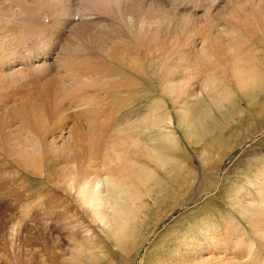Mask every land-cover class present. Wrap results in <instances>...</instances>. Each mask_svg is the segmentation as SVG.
Instances as JSON below:
<instances>
[{"label":"bare ground","instance_id":"1","mask_svg":"<svg viewBox=\"0 0 264 264\" xmlns=\"http://www.w3.org/2000/svg\"><path fill=\"white\" fill-rule=\"evenodd\" d=\"M38 1L36 2L40 3L41 0H38ZM73 1L74 0H51L47 2L48 6H51L50 4L51 2H54V3L56 2L60 4V8H61V5L66 7L64 10H63L64 7H62L63 11H61L60 9L61 13H57L59 10L56 11L57 14H62V15L63 13L66 12L64 14V18H62V15H58V16H61V18L59 17L61 20L62 19L64 20V21L63 20L61 21V22H64V24L60 28H57V29L55 28L51 30V28L49 29V27L52 23H49V22H53L54 20V19L53 20L51 19L52 15L49 14L50 18H46L45 16L40 17L38 9H36L38 8L37 5H36V8L34 7L35 4H32L33 6L30 3H29L30 5H26V0H17V1L16 0L14 1L13 0H0V91H4L2 89L1 83H6V84L9 83L8 85L11 88L10 83H13L18 79L20 80L22 87L28 86L29 84L28 81L30 80L28 79V77L30 76V78H32V76L30 75V72L28 71L30 70V68L32 70L42 71V72L51 71L49 73H52L53 71H55L57 74L62 75V79H61L62 83L60 81L58 82L66 87L75 85L76 83H80L78 84L79 88H77L78 86L72 87V88L76 87L77 89H80V87L82 86L81 83L83 82L85 86L88 84L87 85L88 87L87 86L84 87L83 85V88L90 87L92 90L93 88L89 85L96 84V83L99 85V81H100L101 82L100 85L102 86V88L94 86V89L97 88L95 89L96 94L94 95L93 93L95 92L94 90L92 92L93 94H91L90 92L91 95H89L88 92L86 91L89 97L88 98L86 97L87 98L86 100L83 99L85 102L84 104L87 105L86 106L83 104L85 106L84 108L85 109L86 107L88 108L86 109L87 116H85L86 115L85 114L83 115V117L88 118L90 116L88 115L90 111L94 110L95 111V112L93 111L94 115L99 113L97 112L98 109L104 112L103 110L105 109L106 102L109 101L108 95L109 96L111 95L110 92H108L107 94V89L109 90V87L112 92L115 90V88L117 87L120 88L119 90L122 93L121 95L123 98L120 100L122 101L121 105L125 103L130 104L132 101H134L132 100L133 98H131L133 94L130 92L128 82L126 81V78L128 79L129 77L127 73L136 74L140 76L142 75L141 71L142 72L144 71L142 69L145 66L147 68L150 67L151 70L149 71L154 70V74L158 72L159 75L161 76L160 82L162 83V80H163V83L165 84L162 87L161 93L165 95L166 99L170 98V101L173 105L172 108H175L174 113L175 115L177 114L179 117V122L178 124L175 123L172 112L169 111L167 103L163 101L162 99V97L164 96H162L161 98H158L160 99L159 101L155 99L154 100L155 102H152L153 104H151L152 106L149 107L147 116L146 114L144 115L146 117L143 116L144 118L143 121H140V123L135 124V126L133 125V130L135 131L134 136L131 135L130 129L126 127V125L124 127L123 125L122 127L120 126L121 128L118 127L117 130L114 129L116 128L117 124L116 126H114V128L112 125L111 128L114 129V132L112 131H111L112 133L108 132V135L110 134L113 135V142L111 143L112 144L111 147L108 148L109 147L108 146L106 147L108 149H106L104 148L105 145H103L104 139L102 140V137L105 139L107 138V135L105 134L106 132L104 131L105 128L102 127V129H100L99 131L98 129L94 130L93 125L97 122L94 121L93 115L91 116V118L93 117V120L91 121H94V124L93 122L88 121L90 117L87 119L89 124L86 123L87 121H85V123L82 122L81 120L79 121V118L81 117L82 113L80 114V117L78 116L79 114L78 113L76 116L79 118L77 119V117L76 118L74 117L75 120L73 121V114L75 115L74 112L77 113V111L75 110L74 112L71 111L73 113H69L70 108L68 109V106H67L68 101L66 100L67 101L66 102L65 97L63 96L65 92L61 94L60 89H59L60 86L57 85V83L55 82L57 79L59 80V78H57L55 81L53 79L50 80L49 78H47L49 79V82L47 81V83H49L48 85L50 89L53 88L54 92H53V95L49 94V96H51V98H49L47 91H46L47 96L45 97H48L50 99L48 104H54V107L56 108L54 112V116L56 120L53 121V123L51 121V124L48 125V121L46 119L45 111H44L45 106H42V105L40 106V104L38 103L37 108H36L35 107L36 104L32 105L33 103H31V106L29 105L31 107L30 109L32 108L34 109V110H31L33 111L32 115L37 114L36 120L38 123H36L37 127H35L36 133L32 132L33 134H31L30 130L28 129L29 127L20 128V126L15 127V125H12L9 128L10 133H8L7 136L9 134L11 136L14 135L13 137H9V142L11 143L12 146L11 147H9L10 145L1 146L2 148L0 149H2L1 153L5 156L6 159L8 157H12L13 159L16 160L15 164H17L16 167H18V169L17 170L12 169V167L14 166L13 165L10 166L9 164L8 165L9 167H7V169L6 167H3L2 170L4 172H9L15 175L24 172V173L38 174L39 176H42V177L44 176L42 179L36 180L37 183L40 182L39 184L41 185V187L38 190L33 185V192H35L33 196L37 194L39 196L38 199H40L42 195L45 196L44 195L45 192L43 190L44 187H43L42 182H44L48 187H53L54 190L56 189L61 190V192L63 193L62 196H64V198H62V196H58V195L56 196L60 197L59 200L62 203H59L58 205L55 203L57 205L55 207H54L55 204L52 203L53 205L52 207H54L55 211L51 214V217L53 216L57 220L56 221L57 223L64 222V225L66 224L67 225L66 227L68 228H70V225L72 226V225H75L76 223L83 224L84 220L82 221V218L78 217L81 213L82 215L85 216L86 219L89 220V222H91V224H93L91 226L97 225L99 227L101 231L100 236L106 237V239H108L107 237L110 236L111 238L119 242H123L125 241L126 236L130 231L129 230L130 228L128 229L129 227L128 225H129V221L131 220L130 216H133L132 212L140 211L141 206H142V201H141L142 197L134 195L133 188L130 185L131 182L127 180L133 177H138L140 179L142 178L143 175L146 176L145 168H144L145 171L140 169L141 167L138 168L139 166L143 164L142 163L141 165H138L137 162L140 158L139 156L143 157L144 159H151L152 161H154V163L156 162L155 164L157 165L165 164L163 154H161L160 152L162 151L161 146L167 143L172 144L175 141V139L177 141V138H176L177 129H181L182 131L185 132L186 135L190 137L194 136L195 138H198V139L201 138L204 133L205 127H206L205 120L207 119L205 118L207 117L206 115L207 113L203 114V112H205L203 111L204 107L200 108L201 110L203 109L202 110L203 112L202 111H201L202 113L199 112L198 109L196 108L197 107L196 105L198 103L204 102L208 106L209 102L212 101L210 107L212 105L217 104L214 106V108L217 107L219 109L220 108L223 109L226 106V102L227 103L230 102V98H232V93H230L229 91L230 89L227 87H224L221 83H219V82H223L224 73L226 75L227 72H231L232 81H233L232 83H234L238 91L241 92V94L244 96H249V95L253 96L257 92L256 90L259 91L263 87L264 74L262 70H260L259 62L254 58V55L253 57L250 56L251 54H255L253 51V47H251L252 48V51H251L250 46L247 45V43L244 44V43H240V40L237 41L238 34L239 33H241V35L244 34V31L246 32V29L249 26V23L247 22L242 23L243 24L242 26H244V28H241V30L244 29V31L240 30L239 24L238 26L235 24L233 25L231 21L230 22L226 21L225 25L223 23L224 26L222 24H220L221 26H218V27L208 26L209 29L204 28V27H207L205 26L206 24L204 25V27L199 26L203 24L204 20L205 22H207V24H209L208 23L209 21L208 20L206 21L207 19L206 15L208 14L207 11L209 10V8L213 9L214 8L213 5L216 4V2H219V0H211V3H210L211 5L209 4L210 0H191V1L181 0L179 2H176L177 0H113L115 2L114 4L112 3L111 0L109 1L106 0L104 2L112 3L110 5L105 6V7L108 6L107 8L108 10L106 11L110 10L111 11L110 13L114 12L113 14L104 12L105 7L103 5L101 6H103L104 8H101V6L99 7V5L98 6L96 5L97 9H94V11L99 10L100 13L104 17H106L107 20L104 19V21H102V19L101 21H98V17L95 16L97 14L95 13L94 15V13H90L92 8H96L94 7L95 5H93V3L95 1L99 3L98 0H76V2H73ZM228 1H229L228 3H230L229 6L232 4L231 10L229 9V15H228L229 17L235 18V16L237 15L236 18H238L242 12L241 13L238 12L239 14L238 13L236 14L237 10H240V9L245 10L247 5L253 4L251 9L254 10V8H260L261 11L260 10L258 11L261 13L264 19V0H242L243 3L245 1L244 4H242L240 0H228ZM160 2L163 3V5L160 4ZM164 3H166L169 7L168 6L166 7L165 6L166 4L164 5ZM87 4H90L91 6L92 5L93 6L92 7L90 6L91 7L90 8L88 7ZM53 6L55 7V5ZM86 6L88 8H86ZM72 7L76 9V13L73 15H71L72 13L70 12V8ZM42 8H39V10L40 9L42 10ZM48 8L49 7H47V9ZM89 8H90V11H87V9L89 10ZM52 9H50L51 13L55 12V8L53 12H52ZM211 9L209 11H211ZM218 10L217 12L215 11L216 15L218 13ZM222 12L224 13V11ZM222 12L220 14L221 16L223 14ZM191 15L194 18L198 19L196 25L192 24L194 22L193 18H192L193 20H191L193 21L192 23H190L191 22L190 20H189L190 22H188L187 19ZM205 16H206V19H205ZM94 18H97V20ZM168 18H170V25H172L176 20V24H180V26L183 27V33L185 34V37H184V40L182 41L177 36L178 38L176 37V38L170 39L168 42L163 43V44L161 43L160 45L157 42L160 41L161 37H164V33L166 34L168 31L170 32L171 30V29L166 30L163 25L164 24L163 21L165 20L167 21ZM90 20L94 21L92 24L96 23L97 26L99 24L98 28L100 29L96 28L98 30V32L96 31L98 34L90 33L92 30L95 31L96 26H93V25L91 26L94 29L92 30L87 29L89 33L87 31L85 32L89 34L88 38L90 39V43L93 46L92 50L95 49V51H97V53L99 54H95L94 52L95 56L92 55L91 53H89L88 56H85L83 53L77 52L75 48L78 49V47L79 48L81 47L80 49L83 50L82 48L83 45L79 46L81 42L79 43L78 47L72 48L74 49L73 52L75 51L77 52L75 53V55H70V54L67 55L65 53L66 55L63 54V56L61 57L60 55H58L57 52L55 54L54 51L51 50L52 45H58L56 43L58 42V39H56V42H54L51 45L50 41L54 39V36L60 35V34L62 35V33H66L68 28L71 27L70 25L73 24V26H76L74 24H76L77 21L78 22L81 21L82 23H85L86 25H88L87 21H90ZM114 20L116 21L115 25H114ZM240 21H241V18H240ZM82 23L79 22V26H81ZM59 24L60 23L58 22V25ZM213 24L214 26L216 25V23H213ZM217 24L219 25V22ZM86 25H83L82 27L83 28L84 26L85 28L90 27L89 25L86 27ZM191 25L193 26L192 27L193 30H191ZM79 26H76V27L78 29H81L79 28ZM201 27L204 28V30L208 29L207 32H205V34L202 33L203 29ZM104 28L106 29L103 30ZM249 29H252V27ZM263 29H264V26H263ZM261 31H262L261 34H263L264 36V30H261ZM82 32H79L78 34ZM192 32L194 33L193 35H192ZM199 33L200 34L202 33V34L199 35ZM250 34L251 33H249V35ZM81 35H83V33ZM81 35H77V36H81ZM120 35H122V39L118 38V41H114V42L111 41L112 36H120ZM87 36L85 37L83 36V39H81V41L85 40L84 42H86V39H88ZM246 37L247 35L245 33V38ZM239 38H241V36ZM119 39L123 41L120 40L121 41L120 42ZM212 41L214 42V44H212ZM20 43H22V46H20ZM67 45L68 43L65 44L64 46H67ZM84 45H85L84 47L86 48V46L90 44L87 45L85 43ZM46 46H49V48L45 49ZM61 47L63 48V46ZM80 49L79 51L81 52L82 50ZM69 51L72 52L71 50ZM175 53L179 55L176 56L174 55ZM91 56L93 59V63H98L99 65H94L90 63L89 60ZM173 56H176V57H173ZM218 56L219 57L222 56L223 58L226 57L228 60L232 62L231 69H229L230 71L225 70V68H223L225 66L221 64L224 62L223 59H222L223 62L217 61L218 63L217 64L215 63L216 65L214 64V62L213 63L211 62L213 59L217 60ZM164 57L167 60L163 62L161 61V59ZM104 59L105 61L107 60L106 62L107 65L101 68V65L104 64L103 62H105ZM146 59L148 61H146ZM99 60L100 61L103 60L102 61L103 64H100ZM205 60L209 61L207 63H210L211 68L207 74L204 73L206 74L205 76L200 77L201 73H203L201 66L203 65ZM219 62L223 67H221V70L218 71V70H215V68L220 66ZM206 65L204 68H206ZM82 68L84 70V73L81 70ZM110 69L111 70L114 69V75L111 74ZM164 71L165 72L168 71V75L167 73L163 74L162 72ZM41 74L44 75L43 73ZM45 74L47 73L45 72ZM178 75H182L181 79H178L179 81L176 80V83L175 82L173 83L172 77L176 78ZM48 76L46 75L45 77H48ZM52 76L56 77L57 75L53 74ZM160 76H157L159 78H156V79H160ZM37 77H38V74H37ZM45 77L44 79H46ZM155 77H156V74H155ZM39 79L37 81H39ZM130 79H133V76ZM31 81L32 83L34 82L33 79H31L30 82ZM131 82H129L130 85H131ZM104 83H105V86L103 89L102 84ZM44 84H46V82ZM44 84L42 82V85ZM158 85H159V82H158ZM44 86L45 88L47 87L46 85ZM28 87H32V85ZM33 87H35V85ZM33 87L32 89H30L31 91L34 90ZM105 87H107V89ZM45 88L43 87L42 89L40 88L41 89L40 91H42L41 93H43V91L45 92V90H43ZM76 88L74 89L77 92ZM70 89L69 91H67L68 92L67 95H69ZM16 90L18 91V89H15V92ZM27 90H29V88H27ZM82 90L84 89H81V92ZM97 90L99 92L102 90V92H105V93L103 95H100L98 93V96H99L98 97ZM128 90H129V93L132 94L131 96L129 93L128 95H126ZM19 91L23 92V93L21 92L22 97L23 95L28 96L29 91L28 92L27 91L24 92V90H19ZM40 91H39L38 96L41 95ZM10 92L13 93L11 89H10ZM71 92L73 93L74 91H71ZM76 92L75 94L73 93L70 96H75ZM78 92L80 91L78 90ZM84 92L85 91H83V93ZM5 94L8 95L7 92ZM46 94H42L43 96H40V97L44 98V95ZM78 94L79 93H77V95ZM16 95L15 94L11 95V97L9 95L8 96L12 98L13 96H16ZM79 95H81V93ZM92 95H94L93 98L90 97ZM4 96L2 95V97ZM19 96L21 97V95ZM29 96H31V94ZM16 98L17 97H14L13 100L16 101ZM187 98L190 101H193V105L194 103H197L194 106L199 113V117L196 115L197 111L193 109L194 107L192 108L191 106L192 103L190 105L189 104L185 105V100ZM32 100L31 102H33ZM73 100H76V99L73 97L72 101L71 100L70 101L73 102ZM35 101L37 100L34 99V102ZM38 101L42 102L41 99ZM120 101H118L119 104H120ZM45 102L46 101H44V103ZM0 103H3V101L0 100ZM78 103L81 104L82 102L77 101V104ZM204 103L202 105H204ZM18 104L22 105L23 103H18ZM28 104L30 103L28 102ZM28 104L19 106V109H16L17 113L20 112L21 110L20 107H26ZM77 104L75 105L76 107H77ZM80 104H78V106ZM80 106L77 109L78 112H79V109L80 111L81 110L83 111V107L80 108ZM3 107L5 108V104H3ZM69 107H71L70 104H69ZM210 107H207V108H210ZM217 108H215V111ZM23 110L24 108H22L21 112ZM27 110L29 111V109H26L24 110V112ZM136 110L137 109H133V111H136ZM171 110H174V109H171ZM7 112L11 114V112L9 111ZM24 112H22V115ZM2 113L4 112L2 111ZM99 114H102V113H99ZM103 114L100 116H103ZM111 114L114 115V113H111ZM5 115L3 114L1 118L3 116L4 117L8 116V115L7 116ZM12 116L14 117V115ZM107 116L106 118H108ZM26 117L28 118L26 119ZM26 117L23 118L25 120L23 119L21 120L22 122L20 123L22 125L19 123L21 127L24 124H26L25 122L29 120L30 118L29 115H27ZM103 117L105 119V116ZM210 117H211V114H210ZM207 118L209 119V116ZM102 120L103 118L101 119V121ZM90 122L92 124H90ZM105 126H108V125L105 124ZM31 130L34 131L35 129L34 130L31 129ZM103 131L105 133H103ZM139 131L146 132L147 134L151 136L150 138L151 142H148L150 144L153 143L151 144V146L146 145L148 143L144 142L145 143L144 146L146 147H142V143H141V140L139 139V136H138L139 140L135 137V135ZM143 132L140 135L144 134L143 136H145V133ZM103 135H106V136L104 137ZM149 135L146 137L149 138L150 137ZM153 135H154V138L152 137ZM158 137H160V139L161 137L163 138L162 140H159V139L156 140V138ZM3 148L5 149V151H3ZM72 150H77L78 153L86 151L88 154L86 155L87 158L86 156H84V154H82L83 156L81 157L82 158L85 157L84 158L85 160H83L80 156H78V154L77 155L71 154ZM94 151L96 153L93 155L92 153H94ZM126 151H128L131 155H133V156L130 155V161L127 160ZM2 154L0 155V157L3 156ZM5 154H8L7 155L8 157H6ZM72 155H74V159H75L74 167L72 165L73 163L69 164V159L67 162V156H72ZM79 158L82 159V160L80 159V162L81 161L82 163L87 162L86 163L87 166L83 169L81 168L80 170L78 169L77 163H76V161H79ZM86 159L88 161H86ZM71 162H74V161H71ZM64 163L66 165L63 167H60L59 171L55 170L57 169L56 168L57 166H60L61 164L63 165ZM133 163H134V168L136 165V168H137V169L135 168L136 170L132 166L130 167L128 165V164L132 165ZM90 164L92 165L90 166ZM94 166L98 167V169L100 170V174L96 177H94L90 171V169ZM117 168L122 170V173L120 170H116V172L113 171ZM139 169L142 171L140 173L136 172L137 170L140 171ZM53 172H54V176H53ZM48 175L50 176V179ZM24 177H25L24 175L19 176L21 180H23ZM123 178H127V179L125 180ZM247 184H250L249 188H245V187H248ZM16 187L17 188L15 187L13 188L12 184H9L6 187V198L4 199L3 197H1L3 203L1 205L2 208L0 209V237H1L2 231L5 228L4 226V223L6 222L4 219L6 217L5 215H8V214L10 215V213L16 211L17 207H20V205L22 209L28 212L27 210L30 205L29 200H31V198L33 197L31 196L32 189L29 184L20 183L18 181ZM240 188H241L240 192H237L238 197L243 192L245 194L244 196L241 195L243 197V199L241 200L242 202L241 203L237 202L236 211L240 215H242L243 218L246 217L248 219L247 222L252 226L251 232H252L253 238H249L250 239L248 240L249 243L244 245L242 251L238 250L239 246L241 245L233 247V249L235 248L239 251V257H237L236 259L234 257L227 258L228 256L225 254L226 253L224 252L225 250L223 251V249H225L226 247V244L222 243L221 240L219 239L220 234L218 231L214 232L211 230L208 231L207 234H205L207 236L206 241L208 244L200 245L199 250H196L195 247L194 248L190 247V244H189L190 240H188L189 241L188 243H186L187 241L185 242V244H187L186 250L188 251V254L189 253L196 254L197 252L201 254L202 258H204V255H206V252L208 250L209 251L208 261L212 259L213 261L211 262L213 263L229 261L230 264H264V260H263L264 258L262 260H258L257 255L254 257V254L258 253L257 252L258 250L257 241L255 243L256 238H259L261 242L264 243V228L260 227L261 224L264 223V165L260 167L259 169H257V171L253 174V178H249L248 183L242 185ZM46 189L47 188H45V191ZM18 190H22V191H18ZM46 194L48 195L49 193H46ZM58 208H61V211H58ZM6 211H8L7 212L8 214L6 213ZM54 229L57 231L56 226L54 227ZM72 229L73 227H71L70 230L74 236L78 232L72 231ZM45 230H44L45 232H42L41 234H39L38 238L40 237H43V238L45 237V239L46 237L48 238V227H46ZM86 233H87L86 236L88 239L94 238V233L92 229H86ZM38 238L34 237L35 240H37ZM22 239H25L24 244L26 245V242L29 241L30 239L31 241H33L32 240L33 236H30V237L26 236L25 238H22ZM40 241L42 240L40 239ZM231 242L232 241H230V243ZM123 245H126V241L122 243V246ZM236 245H238V243ZM230 251H227V254H229ZM213 255L214 257H212ZM8 256L9 254L0 255V259L4 260L5 262V260H8ZM91 258L92 256L90 257V259ZM85 259H86V256H85Z\"/></svg>","mask_w":264,"mask_h":264},{"label":"rangeland","instance_id":"2","mask_svg":"<svg viewBox=\"0 0 264 264\" xmlns=\"http://www.w3.org/2000/svg\"><path fill=\"white\" fill-rule=\"evenodd\" d=\"M36 1H38V0H31V1L26 0V5L35 4L34 5L35 8L37 5L38 8H36V9H38L40 17L45 16L46 18H50L49 14L52 15L51 19L52 20L54 19V20H53V22H49V23H52L50 25L49 29L50 28H51V30L55 29V28L57 29V28H60L64 24V22H61L63 20V19L62 20L60 19L61 16H58V15H62V14H57V13H61L60 9H61V11H63L66 7L61 5V8H60V4L56 3V2L55 3L51 2L50 3L51 6H48L47 2H49L51 0H48V1L47 0L46 1L41 0L40 3H38L39 1L38 2H36ZM98 1H99V3L96 1L93 3V5H95L94 7H96V8H92L93 10L91 9V11H90V8L93 5L91 6L90 4H87L88 7L91 6L89 8V10L87 9V11H90V13H94V15L96 13L98 16L97 15H95V16L98 17V21H101V19H102V21H104V19L107 20L106 17H104L100 13L99 10L94 11V9H97L98 5H99V7L101 5H103L105 7L106 5H110L112 3L114 4L115 2L113 0H111L112 3L104 2L106 0H98ZM179 1H181V0H177L176 2H179ZM182 1H185V0H182ZM187 1H191V0H187ZM240 1L242 4L245 3V1H244V3L242 0H240ZM73 2H76V0H74ZM228 2H229L228 0H225V1L219 0V2H216V4L213 5L214 8L213 7H212L213 9L209 8V10L211 9V11H209V10L207 11L208 12V14L206 15L207 19L205 16L206 21L208 20L209 21L208 23L209 24L211 23V24L210 25L207 24V22H205V20H204L203 24H201L199 26L204 27V25L206 24L205 26H207V27H204V28H208V26L218 27V26H221L220 24L223 25V23L225 25L226 21H229V22L231 21V23H233V25L235 24L238 26V24H239L240 30H241V28H244V26H242L243 25L242 23H244V22L249 23L248 27L249 28L252 27V29H249L247 27V29H249V30L246 29V32L244 31V29L241 30V31H244V34L241 35V33H239L241 38H239L240 36L238 34L237 41L240 40V43H244V44L247 43V45L250 46L251 51H252L251 47H253V51L255 54H251L250 56L253 57V55H254V58L259 62L260 70H262V72L264 74V36H263V34H261L262 33L261 30H264L263 29L264 19H263V16L261 15V13L258 11V10L261 11V9L260 8H254V10H253V9H251L253 4L252 5L250 4V5L246 6L245 10L240 9V10L236 11V14L238 12L239 13L242 12L238 18H236L237 15L235 16V18H232V17L228 16L229 15V9L231 10V7H232V4L229 6L230 3H228ZM210 3H211V0H210L209 4ZM52 4L55 5V7ZM160 4L163 5V3H161V2H160ZM165 4L166 3H164V5ZM57 5H59V6H57ZM46 6L49 8L47 9ZM103 6H101V8H104ZM165 6L167 7L168 5L166 4ZM220 6L223 8H221ZM62 7H64L63 10H62ZM88 7L86 6V8H88ZM39 8H42V10L41 9L39 10ZM54 8H55V12H53ZM56 8H58V9H56ZM107 8H108V6L104 8V10H105L104 12H106V13L108 12L109 14L114 13V12L110 13L111 12L110 10L106 11V10H108ZM50 9H52L53 13H51ZM214 10L216 12L218 10V13H219V14L217 13L218 16L221 14L222 11H224V13L222 12L223 13L222 16L220 15L221 18H220V16L218 17L216 15V12ZM251 10H252V12H251ZM56 11H58V12L56 13ZM70 12L72 13L71 15H73L76 13V9L74 7H72V8H70ZM77 12H79V11H77ZM65 13H63L62 18H64ZM87 13H89V12H87ZM257 13H258V15H257ZM213 14H214V16H213ZM55 15L58 17H56ZM191 16H189V18L187 19L188 22H190L191 20L194 19V22H196V23H194L193 21H191L190 23L193 22L192 24L196 25L198 19L194 18L193 16L191 17ZM249 16L251 17L252 21H251ZM54 17L57 19H55ZM240 18H241V21H240ZM94 19L97 20V18H94ZM195 19H196V21H195ZM115 20H114V25L116 24ZM168 20H169V22H168ZM91 21L92 20L87 21L88 25L90 26L88 28H85V26L83 28L82 26L86 25V24L82 23L81 21H79L80 23H82L81 26H79L78 21L76 24H74L76 26H79V28H81V29H78L76 26H73V24L70 25L71 27L73 26L74 28L72 27V29H71V27H70V28H68L69 31L67 30L66 33H62V35L60 34V35L54 36V39L52 41H50L51 45L54 42H56V39H58V42H56L58 45H52V49L51 48L50 49L52 51H54L55 54L57 52L58 55H60L61 57L65 53L67 55L68 54L75 55V53H77V52L83 53L85 56H88L89 53H91L94 56H95V54H99V53H97V51H95V49L92 50L93 46L90 43V39L88 38L89 32L87 31V29H90V30L94 29L91 26V25H93V26H96L95 31L92 30L93 32L91 31L90 33L98 34L97 33L98 30L96 28H98L99 24L97 26L96 23L92 24L94 21H92V22ZM58 22L60 24L61 23L62 24L58 25ZM163 22H164L163 25H164L165 29L166 30L171 29V30H170V32L168 31L166 34L164 33V37H161L160 41L157 42L158 44L161 45V43L162 44L166 43L170 39L176 38L177 36L182 41L184 40L185 34L183 33V27H181L180 24H176V20L172 25H170V18H168L167 21L165 20ZM218 22H219V25L217 24ZM213 23H216V25L214 26ZM88 25H86V27ZM192 27L193 26L191 25V30H193ZM82 28H83V30H82ZM204 28H202L203 30L201 29L203 31V32L202 31L201 32L205 34V32H207V30L209 28L205 29V30H204ZM70 29H71V31H70ZM98 29H100V28H98ZM105 29L106 28H104L103 30H105ZM85 31H87L88 33ZM79 32H82L83 35H81L82 33L78 34ZM172 33H174V34H172ZM245 33L247 35L246 38H245ZM249 33H251V34L249 35ZM87 34H88V36H87ZM193 34L194 33L192 32V35ZM201 34L199 33V35H201ZM77 35H81V36H77ZM83 36L84 37L87 36L88 39L85 38L86 42H84L85 40L81 41V39H83ZM118 38L122 39V35L112 36L111 41L112 42L118 41ZM121 39H119V41ZM87 41H89V42H87ZM121 41H123V40H121ZM67 43H68V45H67L68 47L64 46ZM79 43H80V45H79ZM85 43L87 45L90 44L91 47H90V45H88L85 48L84 47ZM212 44H214L213 41H212ZM78 45L79 46L83 45L82 48L84 51L82 49H80L81 47L79 48ZM20 46H22V43H20ZM61 46H63V48ZM74 47H78V49L75 48V50H77V52L76 51L73 52L74 49H72V48H74ZM89 47H90L92 52L90 51ZM46 48H49V46H46L45 49ZM79 49L82 50L83 52L82 51L80 52ZM69 50H71L72 52H70ZM94 52H95V54H94ZM174 55L178 56L179 54L177 55L175 53ZM176 56H173V57H176ZM221 57L222 56H220V57L218 56L217 60L213 59L211 61L212 63L214 62V64L215 63L217 64L218 63L217 61L221 62L222 59L224 61V62L222 61L223 63H221V64L225 65V66L223 67L219 62L220 66H219V64H218V66L220 68L216 67L215 70L219 71V70H221V67H223V68H225V70L230 71L229 69H231L232 62L230 60H228L226 57H224V58L223 57L221 58ZM165 60H167V59H165V57L161 59V61H163V62ZM89 61L91 64L99 65L98 63H93L92 56H91ZM102 61H100V64H103V63L104 64L101 65V68L105 67V65H107V63H106L107 60L105 61V59H104L105 62H103V63H102ZM146 61H148V60L146 59ZM207 62H209V61L205 60V62H204L205 64L202 62L204 66L203 65H202L203 67L201 66L203 73H201L200 77L205 76L211 68L210 63H207ZM228 64L229 65L231 64V65L229 66ZM205 65H206V68H204ZM226 65H228L229 67ZM112 68H113V66H112ZM81 70L84 73L83 68ZM142 70H144V71L143 72L141 71L142 75H140V76H138L136 74L127 73L129 77L127 76L128 79L126 78V81L128 82L130 92L133 94V96L131 98H133L132 100H134L130 104L125 103V104H122L123 106L121 105L122 101H120V100L123 98L121 95L122 93L119 90L120 88L117 87L112 92L110 90V87H109V90L107 89V87H105L107 89V94H108V92H110L111 95L110 96L108 95L109 101L106 102L105 109L103 110L104 112L100 111L99 109L97 111V112L102 113V114L104 113L103 116H105V119L103 116H100L102 114H99V113L96 114L95 113L97 116L94 115V113H93L94 110L90 111L91 109L89 110L90 112L88 114V115H90L89 116L90 118L92 115L94 116V121L97 122V123H95L97 126L94 124V121H91V120H93V117L91 119L88 117L90 120L86 117H83V115H85V114H86L85 116H87V110L86 109H88L87 107H86V109L84 108L85 107L84 105H86V104H84L85 102L83 99L86 100L89 97L87 95V92L89 95H91L93 93H94V95L96 94L95 89H97V88L94 89V86L102 88V86L100 85V83H101L100 81H99V85L97 83L89 85L93 88L92 90L90 87H89L90 89L89 88H83V85H84L83 82L81 83L82 86L80 87V89H77V88H79L78 84H80V83H76L75 85L66 87V86H63L62 84H60L58 82V81L61 82L62 75L57 74L55 71L52 70L54 73L53 72L49 73L51 71H43L42 72V71L32 70L30 68V70H28V71L30 72V75L32 76V78H30V76H29L28 79H30V80L33 79L34 82L33 83H32V81L30 82V80L29 81L27 80V81L30 85H32V87L35 85V87H33L34 90H32V91L30 90V89H32V87H28V86H30L29 84L26 87H22L19 79L15 81L17 84L15 82L10 83L11 88L8 85L9 83L8 84L1 83L2 89L4 91H0V94H1L0 100L3 101V103H0V113H1L0 119L3 118L2 120H0V141H1L0 148H2L1 146H9V145H10L9 147L12 146L11 143L9 142V137H13L14 135L11 136L9 134L7 136V134L10 133L9 128L12 125H15V127L20 126V128H23V127L28 128L29 127L28 129L30 130L31 134H33L34 132L36 133L35 127H37L36 123H38L36 120L37 114L32 115L33 111H31V110H34V109L33 108L30 109L31 103H33L32 105L36 104V106H35L36 108H37L38 103L40 104V106L41 105L45 106L44 111H45L46 119L48 121V125L51 124V121L53 123V121L56 120V118L54 116V112H55L56 108L54 107V104H48V102L50 101L49 98H51V96H49V94L53 95V92H54L53 88L50 89V87L48 85L49 83H47V81L49 82V79L50 80L53 79L55 81L57 78H59V80L57 79L55 82L57 83V85L60 86L59 89H60L61 94H63L65 92L63 94V96L65 97V101L66 100L68 101V102L66 101L68 103V105H67L68 109L69 108L72 109V110L69 109V111H70L69 113H73L75 110L77 111V113L74 112L75 115L73 114V121L77 117L76 115L78 113H79L78 114L79 117H80V114L82 113L80 118L77 117V119L79 118V121L81 120L82 122L85 123V121H87V119H88V121L93 122L94 130L98 129V131H99L100 129H102V127H104L106 129L105 130L103 128L104 131L106 132L105 133L103 131V133H105L107 135L106 139L102 137V140L103 139L106 140V141L103 140V142H104L103 145H105L104 148H106L108 146H109L108 148L111 147V145H112L111 143L113 142V135L110 133L114 132V129L117 130L118 127L121 128L122 125H123V127L126 125V127H128L130 129L131 135L134 136L135 131L133 130V125L135 126V124H138V123H140V121H143V119H144L143 116L145 114L147 116L148 109H149V107L152 106L151 104H153L152 102H155L154 101L155 99L159 101L160 99H158V98H161L162 96H164V97H162V99H163V101H165L167 103L169 111L172 112L175 123L178 124L179 117L177 114L175 115V113H174L175 108H172L173 105L170 101V98L166 99L165 95H163L161 93L162 87L165 85L163 83V80H162V83L160 82L161 76L157 72V73H155L156 74V77H155L154 70H152L153 73H152V71H149V70H151L150 67L147 68L144 66ZM110 71H111V74L114 75V69H112V70L110 69ZM168 71H166V72L164 71L165 73L164 72H162V73L163 74L167 73V75H168ZM45 72L47 74H45ZM41 73H43L44 75H42ZM204 73H206V74H204ZM37 74H38V77H37ZM51 74L52 75L54 74L57 76L54 77ZM151 74H152V76H151ZM46 75L47 76L49 75V76L45 77ZM131 75L133 76V79H130L132 77ZM41 76H43V77H41ZM83 76H85V75H83ZM157 76H160V79H156V78H159ZM44 77L46 79H44ZM181 77H182V75H178L176 78L172 77L173 83L174 82L176 83V80L181 79ZM37 78L38 79L40 78L39 81H37L38 80ZM47 78H49V79H47ZM223 79H224L223 82H219V83H221L224 87L229 88L230 93H232V98H230V102H228V103L226 102V106L228 105L227 107L225 106L223 109L222 108L219 109V108L215 107V108H217L215 111L214 106L217 104L212 105L210 107L212 101L209 102L208 106L204 102H203L204 105H202L203 103H198V104L194 103V105L197 104L196 108L198 109L199 112H201L204 109L203 111H205V112L202 111L203 114L207 113L206 114L207 117L209 116V119L207 117L205 118V119H207V120H205V122H206L205 126L206 127H205L204 133H203L201 138L198 139V138H195L194 136L190 137V136L186 135L185 132L182 131L181 129H177V135H176L177 141L175 139V141L172 144L167 143V144H164L161 146L162 151H160V152H161V154H163L165 164L157 165V164H155L156 162L154 163V161H152L151 159H144L143 157L139 156L140 158L137 162L138 165H141L142 163L144 165L142 164L139 167L137 165V167L138 168L141 167L140 169H142V170H144V168H145L146 171L145 170L144 171L146 172L145 173L146 176L143 175L142 178H140V179L138 177H133L130 179L123 178V179H125V180L127 179L129 182H131L130 185L133 188L134 195L142 197L141 198L142 206L140 209L141 212L140 211L132 212L133 216H130L131 220L129 221V225H128L129 226L128 229L130 228L129 229L130 231L127 234L126 239H125L126 245H123V246H122V243L125 241L119 242V241L111 238L110 236L107 237L108 239H106V237L100 236L101 231H100L99 227L97 225L91 226L93 224H91V222H89V220L86 219L85 216L82 215L81 213L78 217H81L82 221L84 220L83 224L76 223L75 225H72V226L70 225V228L73 227L72 231L78 232L73 236V233H71L70 228L66 227L67 225L66 224L64 225V222L57 223L56 222L57 220L53 216L51 217V214L55 211L54 207L57 206L59 203H62L59 200L60 197L56 196V195L62 196L63 193L61 192V190H57V189L54 190L53 187H48L44 182H42L43 187H44L43 190L45 192L44 193L45 196L42 195L43 197L41 196L42 198L40 197V199H38L39 196L37 194L35 196H33L35 194V192H33V185L38 190L41 187V185L39 184L40 182L37 183L36 180H40L44 176L42 177V176H39L38 174H31V173H24V172L16 174V175L9 173V172H4L2 170V168L6 167V169H7V167H9L8 166L9 164H10V166H12V165L14 166V167H12V169L17 170L18 167H16L17 164H15L16 160L13 159L12 157H8L7 156L8 154H5L6 157L9 158V159L8 158L6 159L5 156L1 153L2 149H0V155L1 154L3 155L2 157H0V169H1L0 170V172H1L0 173V209L2 208L1 205L3 203L1 197H3L4 199L6 198V187L9 184H12L13 188L14 187L17 188L16 185H17L18 181L20 183L29 184L31 186V189H32L31 190L32 191L31 196H33L31 198V200H29L30 205H29V208L27 210L28 212H26V210L22 209L21 205H20V207H17L16 211H14V212L11 211L12 213H10V215L7 213L8 211H6V213L8 215H5L6 216L4 218L6 221L4 223L5 228L2 231L1 237H0V255H6V254L8 255L9 254L10 257L8 256V260H5V262H4V260L0 259V264H25V263L26 264H31V263L32 264H216L217 262H215V263L211 262V261H213L212 259L210 261H208L209 260V258H208L209 251L208 250L206 252V255H204V258L201 257L200 253L196 252V254H192V253L188 254V251L186 250L187 244H185V242L187 241L186 243H188L189 242L188 240H190V243H189L190 247H193V248L195 247L196 250H199L200 245H204V244L207 245L208 244L206 241L207 236L205 234H207V232L210 230L214 231V232H216V231L219 232V234H220L219 236L221 237V238L219 237V239L221 240L222 243L226 244V247H225V249H223V251L225 250L224 252H226L225 254L228 256L227 258H233L234 257L236 259L237 257H239V251L238 250L242 251L244 245L249 243V241H248V240H250L249 238H253V237H252V232H251L252 226L247 222L248 219L246 217L243 218V216L240 215L236 211L237 202L241 203L242 202L241 200L243 199L242 196H244V194H245L243 192V193H241L242 196L240 195L238 197L237 192H240V189H241L240 187L242 185L248 183L249 178H253V174L257 171V169H259L260 167H262L264 165V85L259 91L256 90L257 92L253 96L252 95L244 96L241 94V92L238 91V89L234 85V83H232L233 81H232L231 72H227L226 75L224 73ZM131 80H132L133 84H132ZM42 82H43V84L46 82V84H44V85H46V86L48 85V86L45 88V86L42 85ZM129 82H131V85ZM158 82H159L160 86L158 85ZM178 83H180V82H178ZM13 85H15V86H13ZM37 85H39V86H37ZM102 85H103V89H104L105 83ZM195 85H196V83H195ZM73 86H78L77 88L74 87V88H76L77 92L75 91L74 88H72ZM86 86L84 85V87H86ZM7 87H8V89H7ZM42 87L45 88V89H43V90H45V92L43 91V93H41L42 91H40L42 89ZM48 87H49V89H48ZM62 87H63L64 91H63ZM64 87H66V88H64ZM9 88L11 89V91L13 93L10 92ZM27 88H29V90H27ZM133 88H134V90H133ZM6 89H7V91H6ZM13 89H14V91H13ZM15 89H18V91L16 90V92H15ZM61 89H62V91H61ZM69 89H70V92L74 91L73 92L74 94L76 92V95H77V93H79V94L81 93V95H79V94L77 95L80 98V100L76 95L70 96L73 94L72 92L71 93L69 92V95H67V93H68L67 91H69ZM81 89H84V90H82V92H81ZM158 89H160L161 91ZM19 90H24V92L29 91L28 96L26 95L28 97V99L25 95H23V97H22V94H21L22 91H19ZM78 90L80 92H78ZM93 90L95 92H93ZM98 90H100V89H98ZM98 90H97V96H98V93L100 95H103L105 93V92H102V90L100 92ZM39 91L41 94L40 96H43L42 94H46V91H47L49 98L45 97V96H47V94L44 95V98L43 97L41 98L40 96H38ZM83 91H85V92L83 93ZM6 92L10 97H11V95H14V94L16 95L17 93L18 94L16 96H13L12 98H10L8 95L5 94ZM35 92H36V94L37 93L38 94L36 95ZM90 92H91V94H90ZM116 92H117V94H116ZM119 92H120V94H119ZM29 93L31 94V96H29L30 95ZM128 93H129V90L127 91L126 95H128ZM132 94H130V96ZM159 94H160V96H159ZM2 95L3 96L5 95L4 96L5 98L2 97ZM19 95H21V97ZM94 95H92L90 97L93 98ZM24 96H25V98H24ZM37 96L40 98H38ZM81 96H82V98H81ZM14 97H17L16 101L13 100ZM32 97L35 100H37V101H35L36 103L34 102V99ZM66 97H67V99H66ZM73 97L77 101L82 102L81 103L82 105L80 103H78V104L81 105V106L79 105L80 108L83 107V111L85 109L84 113L82 110H81L82 111L81 112L80 109L78 112L77 109L79 108V106H78L76 100H73V102H71ZM24 99L25 100L27 99V100L25 101ZM40 99L42 100V102L38 101ZM31 100L33 102H31ZM43 100L46 101L47 103L45 102L46 103L45 104ZM118 101H120V104ZM188 101H189V103H188ZM12 102H14V103H12ZM17 102L23 103V104L20 105ZM28 102L30 104H28ZM75 102L77 104V107L75 106L76 105ZM206 103H208V102H206ZM3 104H5V108L3 107ZM24 104L25 105L28 104V105L26 107H20V109L21 110H22V108H24V110L29 109V111H31V112H29L28 110L24 112V110H23L22 112H24V113L22 115V112L20 110L21 113L20 112L17 113L16 109H19V106H23ZM69 104L71 107H69ZM188 104L189 105L191 104L192 108L194 107L193 109L195 111H197V109L193 105V101H190L187 98L185 100V105H188ZM15 105H16V107H15ZM199 105H201V106H199ZM40 106H38V107H40ZM186 107H188V106H186ZM207 107H210V108H207ZM11 108H13V109H11ZM200 108H203V109L201 110ZM133 109H137V110L133 111ZM171 109H174V110H171ZM12 110H14V111H12ZM2 111L4 113H2ZM7 111H9V112L12 111V112L10 114ZM71 111H73V112H71ZM198 111L196 112V115L199 117ZM6 112H7V114H6ZM15 112L17 113V115ZM28 113H30V114H28ZM111 113H114L115 116ZM3 114L4 115L6 114L5 116H7V115L8 116L7 117L3 116L1 118V116ZM25 114L29 115L30 118H29V120H27L25 122L26 124H24L21 127V125H22L20 123V122H22L21 120L27 116ZM210 114H211V117H210ZM12 115H14V117ZM95 116H96V118H95ZM106 116L108 118H106ZM146 116H144V117H146ZM101 117L103 118L104 121L103 120L101 121V119H102ZM27 118L28 117H26V119ZM23 120H25V119H23ZM88 121L86 122L87 124H89ZM91 122H90V124H92ZM105 124L108 126H105ZM116 124H117V126H116ZM112 125H113V128H114V126H116V128H114V129L111 128ZM31 129H33V130L35 129V130L32 131ZM108 132H110L109 133L110 135H108ZM139 132L135 135V137L138 139V136H139V139L141 140V143H142V147H146V146H144L145 145L144 142H146V143L151 142V140H150L151 136L149 134H147L146 132L142 131L143 133H145V136H143L144 134L140 135L142 132H140V134H139ZM5 135H6V137H5ZM106 135H103V136L105 137ZM148 135L150 136L149 138L146 137ZM152 137L154 138V135ZM162 138L163 137H161V139H160V137H158V138H156V140L157 139L162 140ZM142 140H143V142H142ZM149 144L150 143H148L146 145L151 146V144H153V143H151L150 145ZM4 148H6V147H4ZM4 148H3V151H5ZM108 148H106V149H108ZM74 152H76V153H74ZM95 153L96 152L94 151V153H92V154L94 155ZM71 154H74V155L78 154V156H80V157L83 156L82 154H84V156L88 155L86 151L78 153L77 150H72ZM74 155L67 156V162L69 159V164L73 163L72 164L73 167L75 166ZM130 155L131 154L128 151H126V156H127L128 161H130ZM131 156H133V155H131ZM81 158H79V161H76L77 167L79 170L81 168L83 169L87 166V164H86L87 162H83V163H82V161L80 162ZM84 158L85 157H83L82 159L85 160ZM86 158H87V156H86ZM70 160L74 161V162H71ZM86 161H88V160L86 159ZM147 161H148V163H147ZM65 165H66L65 163L63 165L61 164L60 166H57L56 167L57 169H55V170L59 171V168L65 166ZM91 165L92 164H90V166ZM128 165L130 167L132 166L134 168V163L132 165L131 164H128ZM153 165H154V167H153ZM133 168H131V169H133ZM135 168H136V165H135ZM116 170H120V169L117 168L113 171L116 172ZM142 170H140V171L137 170L136 172L140 173ZM90 171L94 177H96L100 174V170L96 166L92 167L90 169ZM120 171L122 173V170H120ZM23 175L25 177L23 180H21L19 178V176H23ZM53 176H54V172H53ZM49 179H50V176H49ZM38 185H40V186H38ZM247 185H248V187H245V188H249L250 184H247ZM45 188H47L46 191H45ZM49 188H51V189H49ZM18 191H22V190H18ZM46 193H49V194L47 195ZM138 194H140V195H138ZM62 198H64V196H62ZM52 203L53 204L56 203L57 205L55 204L54 207H52L53 206ZM58 211H61V208H58ZM70 215H72V214H70ZM52 218H54V219H52ZM65 223H67V222H65ZM55 226L57 228V231L54 229ZM33 227H35V228H33ZM46 227H48V238L49 239L47 237H46L47 240L45 239V237L44 238L43 237L38 238L39 234L46 231L45 230ZM260 227L264 228V223L261 224ZM49 228H50V230H49ZM86 229H92V231L94 233L93 239L87 238ZM95 235H97V236H95ZM26 236H28V237L33 236V239H32L33 241H31V239H30L29 241L26 242V245H25L24 244L25 239H22V238H25ZM34 237L38 238L39 240L38 239L35 240ZM40 239L42 241H40ZM233 239H235V240H233ZM258 240H260V239L256 238L255 243L257 241V249L259 251L257 250L258 253L254 254V257L257 255L258 260H262L264 258V248H263L264 243H262L261 240L260 241H258ZM230 241H232V242L230 243ZM258 242L260 243V245ZM27 243H29V244H27ZM232 243H234V244H232ZM237 243H238V245H236ZM261 244H262V246H261ZM239 245H241V246H239ZM234 246H239V249L238 250L235 248L233 249ZM23 249H24V251H23ZM32 250H33V252H32ZM82 251H83L84 255H83ZM227 251H230L229 254H227ZM259 253H260V255H259ZM14 254H16V255H14ZM22 254H24V255H22ZM81 255L84 257H82ZM85 256H86V259H85ZM88 256H89V258H88ZM91 256H92V258L90 259ZM93 257H94V259H93ZM212 257H214V255ZM9 261H11V262H9ZM27 261H29V262H27ZM218 263L219 264H230L229 261L228 262L222 261V262H218Z\"/></svg>","mask_w":264,"mask_h":264}]
</instances>
